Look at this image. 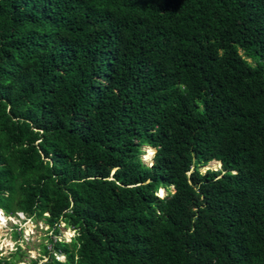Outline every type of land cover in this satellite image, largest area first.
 Wrapping results in <instances>:
<instances>
[{"label":"trees","instance_id":"obj_1","mask_svg":"<svg viewBox=\"0 0 264 264\" xmlns=\"http://www.w3.org/2000/svg\"><path fill=\"white\" fill-rule=\"evenodd\" d=\"M0 210L28 264H264V0H0Z\"/></svg>","mask_w":264,"mask_h":264},{"label":"rangeland","instance_id":"obj_2","mask_svg":"<svg viewBox=\"0 0 264 264\" xmlns=\"http://www.w3.org/2000/svg\"><path fill=\"white\" fill-rule=\"evenodd\" d=\"M146 152H148L147 146H143L141 157L145 163L151 164L152 157H146ZM219 163L216 160H212L202 167V171L208 168L218 169L221 166ZM158 195L163 197L166 195V191L161 189L158 191ZM3 213V211H0V257H10L20 247L22 250L20 260L22 261L18 264H28L33 259L41 257L40 262L45 261L46 258L42 256V249L43 244L50 246L48 237L52 235V231L49 229V225L44 220L29 217L24 213H18L14 216H6ZM74 235L75 231L62 222L59 239L70 241ZM57 258L65 260L63 254H58Z\"/></svg>","mask_w":264,"mask_h":264},{"label":"clouds","instance_id":"obj_3","mask_svg":"<svg viewBox=\"0 0 264 264\" xmlns=\"http://www.w3.org/2000/svg\"><path fill=\"white\" fill-rule=\"evenodd\" d=\"M154 148V147H153ZM155 149V148H154ZM155 151H156V149H155ZM154 154H155V152H154ZM154 154H153V156H154ZM152 159H153V157H152ZM212 161V160H211ZM216 161H218V162H220V165H222V162L220 161V160H216ZM221 167V166H220ZM219 169V168H218ZM161 189H163V188H160L159 190H161ZM164 190V189H163ZM0 211H2V210H0ZM18 213H24V212H22V211H20V212H17V214ZM25 214V213H24ZM3 215H5L4 213H3ZM0 216H1V214H0ZM7 216V215H6Z\"/></svg>","mask_w":264,"mask_h":264},{"label":"bare ground","instance_id":"obj_4","mask_svg":"<svg viewBox=\"0 0 264 264\" xmlns=\"http://www.w3.org/2000/svg\"><path fill=\"white\" fill-rule=\"evenodd\" d=\"M146 148V147H145ZM149 148H150V146H149ZM149 148H148V146H147V151L149 150ZM153 149V148H152ZM154 150L155 149H153V151H152V156H153V152H154ZM148 152H146V157H148V158H151L152 157ZM217 163H219L218 161H217ZM220 164V163H219Z\"/></svg>","mask_w":264,"mask_h":264}]
</instances>
